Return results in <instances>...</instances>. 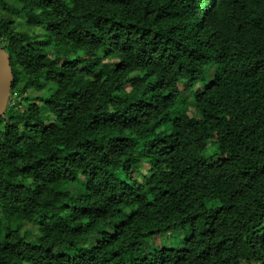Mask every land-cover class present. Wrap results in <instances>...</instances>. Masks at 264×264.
Returning a JSON list of instances; mask_svg holds the SVG:
<instances>
[{"label":"trees","instance_id":"1","mask_svg":"<svg viewBox=\"0 0 264 264\" xmlns=\"http://www.w3.org/2000/svg\"><path fill=\"white\" fill-rule=\"evenodd\" d=\"M0 48V264H264V0H0Z\"/></svg>","mask_w":264,"mask_h":264},{"label":"water","instance_id":"2","mask_svg":"<svg viewBox=\"0 0 264 264\" xmlns=\"http://www.w3.org/2000/svg\"><path fill=\"white\" fill-rule=\"evenodd\" d=\"M13 84V71L8 54L0 48V118L4 115Z\"/></svg>","mask_w":264,"mask_h":264},{"label":"rangeland","instance_id":"3","mask_svg":"<svg viewBox=\"0 0 264 264\" xmlns=\"http://www.w3.org/2000/svg\"><path fill=\"white\" fill-rule=\"evenodd\" d=\"M20 23V30L22 31H25V32H28V33H31V35H35L36 34V38L39 40L41 39H45L46 38V34H43L41 33V29H38V28H35V29H30L28 28H25L24 26V20H22ZM24 26V27H23ZM23 107H26V104L23 103ZM186 236V230H184L183 228H177L176 230H174V234L173 235H157L156 237L154 238H151L149 240V242L153 245H156V246H163V245H167V246H176V245H180L183 243V239L184 237Z\"/></svg>","mask_w":264,"mask_h":264}]
</instances>
